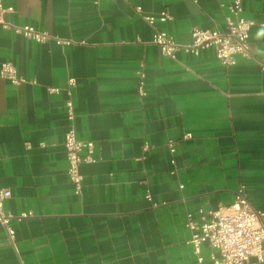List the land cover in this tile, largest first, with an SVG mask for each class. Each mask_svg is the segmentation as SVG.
<instances>
[{"label": "crops", "instance_id": "1", "mask_svg": "<svg viewBox=\"0 0 264 264\" xmlns=\"http://www.w3.org/2000/svg\"><path fill=\"white\" fill-rule=\"evenodd\" d=\"M228 1L3 0L10 23L72 42L0 26V70L10 60L27 79L0 75V187L11 190L3 206L14 229L0 264H198L187 213L231 203L240 185L264 210V0H242L251 53L230 65L213 47L173 58L151 40L162 30L187 44L192 27L221 28ZM71 76L76 136L94 142L80 193L63 144ZM201 254L218 250L204 242Z\"/></svg>", "mask_w": 264, "mask_h": 264}, {"label": "built area", "instance_id": "2", "mask_svg": "<svg viewBox=\"0 0 264 264\" xmlns=\"http://www.w3.org/2000/svg\"><path fill=\"white\" fill-rule=\"evenodd\" d=\"M226 7L224 22L221 28L192 27L190 30L191 41L187 44L176 42L172 36L162 30H155L152 42L156 43L163 54L175 57L178 49L188 53L197 54L201 49L213 47L219 61L225 65L234 63L236 54L250 56L251 49L248 40V32L253 24L252 19L242 15V0H229L221 3ZM135 9L148 23L155 21V16L141 13V6ZM11 5H4L0 0V26L11 29L16 34L43 42L49 39L57 44L64 45L72 42L69 38L60 37L45 29H37L32 24H13L4 17L6 12L12 11ZM170 17L166 10H160L158 19L164 21ZM259 69L264 70V60L258 61ZM0 75L13 83L25 82L27 79L17 73L15 65L10 60L1 63ZM142 75V74H141ZM31 81H34L33 79ZM75 83L74 77L68 78L67 93L64 102L67 129L64 133V148L67 158V175L74 187L75 193H80L82 187V174L80 164L93 161L92 151L94 142L91 139H78L74 125L75 110L70 97V89ZM143 85L138 84V90L143 93ZM50 90H58L49 87ZM191 137L190 132H185L182 138ZM175 140L168 139L167 145L170 151L175 150ZM148 143H144L146 148ZM11 196L8 187H0V223L5 230L3 241H9L14 235V229L9 226V219L13 216L4 210L3 201ZM151 198L150 193H146ZM201 215L195 218L187 213L185 225L190 230L188 242L192 245V251L198 264H264V210L255 207L245 192V186L240 185L235 193L234 200L225 204L218 202L216 207L207 210L200 209ZM30 214V211L19 213L18 217ZM207 242L218 250V255L212 256L210 261H205L201 254L202 243Z\"/></svg>", "mask_w": 264, "mask_h": 264}]
</instances>
